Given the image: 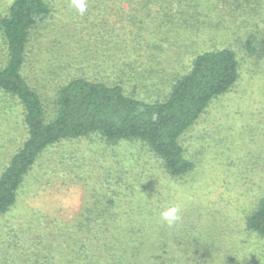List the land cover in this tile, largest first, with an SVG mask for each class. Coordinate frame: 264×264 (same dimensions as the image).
Segmentation results:
<instances>
[{
  "label": "rangeland",
  "instance_id": "obj_1",
  "mask_svg": "<svg viewBox=\"0 0 264 264\" xmlns=\"http://www.w3.org/2000/svg\"><path fill=\"white\" fill-rule=\"evenodd\" d=\"M9 1L0 0V16ZM45 1L52 16L32 30L22 74L51 118L58 88L71 78H102L140 98L148 93L161 100L157 91L165 85L158 81H174L165 69L181 72L197 54L226 48L242 63L241 80L215 99L183 137L195 168L180 184L166 180L157 159L145 155L139 144L108 146L91 137L47 150L26 177L15 205L0 217V264L62 263L69 245L54 258L48 247L73 237L75 219L86 205L114 196L104 182L107 175L114 178L136 163L142 166V179L154 177L157 185L169 188L176 184L173 205L181 208L182 218L187 215L201 227L190 231L194 238L188 232H158L141 248L142 260L159 255L155 264H264L257 239L244 233L245 214L264 195V45L260 57L252 58L258 63L251 73L245 70L243 49L247 37L264 42V0H86L83 15L70 0ZM143 26L147 32L142 36ZM122 49L135 53L117 61L115 53ZM132 56L134 71L126 73ZM5 59L0 35V66ZM138 83L147 87L134 88ZM241 94L245 101L237 102ZM12 98L0 96V175L27 138L21 108ZM124 191L119 187L127 200L138 196V190L133 195ZM190 210L204 216L195 219ZM183 241L185 246L178 247Z\"/></svg>",
  "mask_w": 264,
  "mask_h": 264
},
{
  "label": "trees",
  "instance_id": "obj_2",
  "mask_svg": "<svg viewBox=\"0 0 264 264\" xmlns=\"http://www.w3.org/2000/svg\"><path fill=\"white\" fill-rule=\"evenodd\" d=\"M51 16V8L45 0H10L6 13L0 16V35L6 53L5 62L0 66V92L3 93L0 96L8 95L18 103L27 130L26 140L0 175V217L15 205L26 177L39 158L51 147L69 141L98 137L108 146L123 141L139 144L145 155L157 159L166 180L180 184L195 168L194 162L188 159L183 137L215 99L238 86L242 63L236 53L226 48L206 51L194 56L181 72L171 73L165 69L174 75V81H158L159 85H165L164 90L157 91L163 96L161 100H155L157 97L148 93L140 98L128 93L124 85H109L102 78L91 81L71 78L58 88L51 118L41 96L22 74L32 30L48 23ZM144 31L147 32L143 26L139 34L143 36ZM263 45L264 42L255 43L251 37L245 40L243 49L247 60L244 63L248 72L251 73L252 64L258 63L252 58L260 57L259 49ZM133 53L135 51L128 54L122 49L116 51L118 58L115 56V59L120 61ZM134 61L133 56L129 58L131 67L128 66L126 73L134 71ZM156 85L153 83V88ZM138 87L147 86L138 83L134 88ZM244 97L242 95L237 102L245 101ZM141 171L142 166L136 163L131 170H121L114 178L107 175L104 182L111 189H106L114 196L86 205L84 213L75 219L73 237L60 247H48L51 258L67 244L68 254L63 255L59 264H155L161 260L159 255L142 260L144 250L141 248L149 245L151 236L156 235L157 239L158 232L164 230L188 232L194 238L190 231L201 227L185 218L187 215L182 218V210L180 219L171 226L160 218V212L173 205L172 189L176 184L170 188L157 185L154 177L142 179ZM74 175L78 177L77 173ZM150 186L159 189L151 192ZM119 187H125L128 195L138 190V196L127 200L118 192ZM189 213L195 215V219L204 216L202 211L190 210ZM244 233L257 239V246L264 252V195L258 199L254 210L245 214ZM185 243L180 242L178 247H184Z\"/></svg>",
  "mask_w": 264,
  "mask_h": 264
},
{
  "label": "clouds",
  "instance_id": "obj_3",
  "mask_svg": "<svg viewBox=\"0 0 264 264\" xmlns=\"http://www.w3.org/2000/svg\"><path fill=\"white\" fill-rule=\"evenodd\" d=\"M70 3L71 6L81 15H83L87 10L86 0H70ZM180 212L181 208L179 206H166L164 210L160 212V218L163 222L171 226L180 219Z\"/></svg>",
  "mask_w": 264,
  "mask_h": 264
}]
</instances>
